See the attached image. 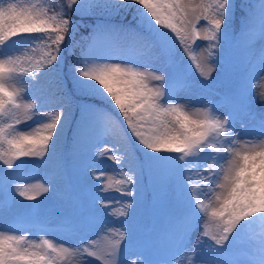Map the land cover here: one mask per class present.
I'll return each instance as SVG.
<instances>
[{"label": "snow or ice", "instance_id": "snow-or-ice-1", "mask_svg": "<svg viewBox=\"0 0 264 264\" xmlns=\"http://www.w3.org/2000/svg\"><path fill=\"white\" fill-rule=\"evenodd\" d=\"M56 8L55 3L40 8L0 0V57H7L0 59V164L4 166L0 181L10 178L16 184L15 195L36 201L26 206L35 209L38 197L51 188L27 183L21 172L33 158L43 162L53 156L66 126L74 124L78 162L106 157L132 174L116 181L126 186L124 194L131 198L120 216H130L127 209L135 207L138 191L134 190L145 174L180 207L171 240L177 247L171 256L165 250L148 251L139 247L132 231L116 229L110 230L106 248L98 252L84 237L64 244L40 227L35 231L44 235L37 242L10 234L16 228L9 224L0 225V264H60L73 252L81 255L82 264H91L92 259L100 264H128L118 259L122 251L142 257L130 264H175V256L182 251L191 252V264H264V233L258 239L249 236L257 220L264 227V109L258 131L250 132L244 121L253 116L252 86L243 80L233 89V106L220 109L209 100L190 111L184 101L191 89L211 86L213 73L220 70L225 39L244 41L258 29L264 42V0L241 9L238 33L230 30L234 0H60ZM128 13L135 14L142 32L114 22ZM85 19L92 22L90 42L81 47L74 62L65 63L66 52L73 49L75 55L78 21ZM130 35L144 49L143 55L109 54L124 53L117 41ZM197 40L207 42V55L199 59ZM35 42L47 52L32 70L20 68V61L13 58L18 49L13 46ZM183 53L202 79L193 82ZM259 54L264 60V47ZM46 78L47 84L43 83ZM83 97L97 103L78 104ZM260 99L264 105V94ZM74 107L80 108L79 120ZM21 109L27 116L24 121L16 115ZM110 126L121 128L127 144L101 150ZM90 167L94 165L83 163L84 169ZM102 175L101 171L96 180ZM13 202L23 203L15 196ZM107 207V203L93 204L96 213ZM34 215L29 211V218ZM205 217L207 223L201 229ZM64 223L71 229L67 238L73 239V232L89 227V218L69 212ZM197 229L200 235L192 243Z\"/></svg>", "mask_w": 264, "mask_h": 264}, {"label": "rangeland", "instance_id": "rangeland-1", "mask_svg": "<svg viewBox=\"0 0 264 264\" xmlns=\"http://www.w3.org/2000/svg\"><path fill=\"white\" fill-rule=\"evenodd\" d=\"M6 2H13V0H6ZM14 2L22 5H37L40 8H50L53 4V0H14ZM198 2V0H196ZM198 14V13H197ZM192 17H190L191 19ZM205 26L201 21L199 27L202 29ZM39 35V34H38ZM227 40V39H225ZM225 40L222 42V49L220 52V70L213 73V78L210 87H195L189 92L184 94V101L189 104V110H194L197 107L206 106L207 101L211 100L216 103L217 108L223 109L225 105L233 106L230 100L233 89L237 81L243 80L246 84L250 81L252 86V99L250 101L253 116L245 118V125L250 132L258 131L256 129L258 124V118L264 105L261 104V95L264 94V60H262L259 51L264 47V42L260 41L259 33L252 40H244L236 47L238 48L242 43L247 44L245 49L240 51L243 59L240 60V65L232 68L227 64L226 57L229 53V46H226ZM118 47L122 52H112L110 55H127L129 57H137L144 54V49L134 40L130 35L126 42L122 40L117 41ZM198 47L195 48V55L199 59L201 56H206L204 51L207 42L203 40H197ZM18 50L13 53V58L20 61V68L28 69L29 71L37 67L36 61L41 60L45 52L43 51L44 45L40 42H35L34 45L21 47L15 45ZM235 48V49H236ZM233 50V49H231ZM182 51V50H181ZM0 57V59H5ZM184 66L189 70L193 82L199 77L198 71L195 69V64L191 63L188 59V54L183 53ZM190 64V68H189ZM213 67H216L213 64ZM47 84V78L43 82ZM247 95V92L245 93ZM16 115L24 121L27 119L25 112L21 109ZM81 117L78 116L76 120ZM0 119H3L0 117ZM31 124V121H28ZM22 128L25 125H20ZM109 127L108 125H105ZM237 129L241 127L237 124ZM75 125L66 126L64 135L60 139L61 142H67V152H71L76 158L75 153ZM244 139H248L245 137ZM59 143V144H60ZM86 144V141H85ZM127 138L124 136L123 131L119 126H110L109 132L106 136L104 143L100 146L101 150L112 145H119L121 148L126 146ZM58 148V147H57ZM72 149V150H70ZM56 150L53 156H50L47 160L41 162L39 159L33 158L26 163L25 168L22 170L21 175L27 177V183L29 184H44L49 186L51 190L48 193H42L38 197V206L35 209H29L28 205L36 204V201H27L23 198L16 196L14 189L16 184L10 181V178H5L0 181V225L7 227L12 224L16 228L14 233L16 235H26L31 239H35L39 242L43 232L35 231V228H46L50 237L54 241H61L64 244H74L76 239L81 237L86 238L87 241H91L94 245L93 250L103 252L106 248L109 239L111 238V231L119 229L120 231L130 230L134 236L140 237L138 233V227L142 226L145 221V217L141 218V211L145 203V192L139 189L136 195V205L134 208L129 207L127 209L130 212L129 217L120 216V212L125 211L124 205L128 204L131 198L124 194V185L117 184L116 181L123 180L125 176H131L128 168H121L120 165L113 163V161L105 158L96 157L95 159L85 161L88 164L94 165V168H83V163L78 162L75 159V164L80 171L76 175L77 181H79L80 187L75 179H72V183L67 179L65 167L62 165L63 161L60 157L61 151ZM64 153V152H63ZM117 156L121 153L117 152ZM27 159V158H25ZM74 166V165H72ZM0 167H4L0 164ZM73 170V169H72ZM102 171L103 175L99 181L96 180V176L100 175ZM87 173V175H86ZM81 181H80V180ZM51 182L49 185L48 182ZM155 182V181H154ZM155 192L157 195V201L155 202L156 215L160 216L154 221V225L157 227L155 232V247L158 251L165 250L169 256L175 251L177 245L171 243L172 230L176 228L177 220L180 215V207L170 199L169 195L162 190L157 183H154ZM76 188L77 200L74 202V195L72 187ZM96 185V187H93ZM17 201H23L22 204L13 202V197ZM95 197V200L93 199ZM107 203L108 207L103 213H96L93 209V204L96 207ZM158 208V210H157ZM29 211H33L36 215L29 218ZM69 212L75 214L84 213L89 218V227L85 229H79L73 232V239H68L67 234L71 231L70 226L64 223L65 217ZM174 212H177L174 213ZM28 221V222H25ZM207 223L205 217L200 221V228L202 229ZM29 229L33 230L31 234ZM261 233H264V227H262L261 221L257 220L253 225V231L249 234L251 239H258ZM200 235V229L192 235V243L196 242V237ZM139 247L140 243L137 241ZM127 247V244L124 245ZM131 251V250H129ZM191 252H180L175 256V264H191ZM142 257L133 256L122 251L118 259H124L128 264L133 259H141ZM60 264H82V257L80 254L73 252L65 261ZM91 264H100L99 261L92 259Z\"/></svg>", "mask_w": 264, "mask_h": 264}, {"label": "trees", "instance_id": "trees-1", "mask_svg": "<svg viewBox=\"0 0 264 264\" xmlns=\"http://www.w3.org/2000/svg\"><path fill=\"white\" fill-rule=\"evenodd\" d=\"M53 3L56 4L57 8L56 10H58V6L60 3V0H53ZM259 0H234V4H235V16H234V23L232 25V28L230 29L233 32H239L240 31V19H241V9L242 8H247L248 5L250 4H256L258 5ZM53 5V4H52ZM52 7V6H51ZM50 7V8H51ZM135 14L134 13H128V14H122L121 16L115 17L114 18V22L117 24H124L126 26H128L129 30H135L136 32H142L143 28L141 26H139L137 24V22L133 19V16ZM91 21L88 19L82 20V21H78V24L80 25L78 31L76 32L75 36H74V40H73V46H74V51H75V55H73V49H70L68 52L65 53V63H72L74 62V60L76 59L77 56H79L80 53V49L81 47H86L87 44L90 42L91 37L89 36V33L91 31ZM38 35V34H37ZM252 36V35H251ZM129 37V36H128ZM128 37H121L119 40L122 41H126ZM255 36H252V38H254ZM241 42V41H240ZM238 42V43H240ZM246 43L245 44H241L240 47L234 49V50H230L228 56H227V64H229V67L232 68L234 66L240 65V60L243 59V56L240 54V51H242L243 49H245L246 47ZM43 51L46 53L47 52V48L43 47ZM63 66V65H62ZM78 104H83V105H90V104H94L97 103V101L93 100L92 98L89 97H83L80 101L77 102ZM81 113L80 108L79 107H74V116L75 118ZM126 127V126H125ZM68 143L67 142H61L58 145L59 149L58 151H61V154L63 152H66V147H67ZM145 176L147 178V174H145L142 178V182L139 185V189L141 191L145 192V197L149 194V192L155 191V187H154V180L152 178V184H151V188L150 187H145L144 182H145ZM147 181V179H146ZM154 189V190H153ZM146 204V201H145ZM158 210V208H157ZM177 214V212H174ZM152 214H154L155 219L160 218V216H156V210L154 208V210L152 211ZM141 218L145 217V221L144 223H142V226L138 227V233L140 234V237L135 236L136 240H140V242L142 243V248L143 249H147L148 251H153V232L152 231H146L144 230L145 226L147 225V220H148V214H147V210L145 209V206L143 207L141 213ZM161 220V219H160Z\"/></svg>", "mask_w": 264, "mask_h": 264}]
</instances>
